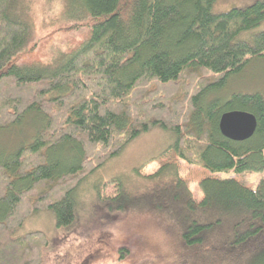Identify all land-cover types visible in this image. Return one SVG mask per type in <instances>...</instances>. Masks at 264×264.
I'll use <instances>...</instances> for the list:
<instances>
[{
    "label": "trees",
    "instance_id": "obj_1",
    "mask_svg": "<svg viewBox=\"0 0 264 264\" xmlns=\"http://www.w3.org/2000/svg\"><path fill=\"white\" fill-rule=\"evenodd\" d=\"M57 1L67 28L84 39L50 66L17 61L34 38L30 0H0V131L34 123L24 145L0 153V264H45L74 231L80 182L155 126L174 134L168 150L186 163L263 176L254 189L203 178L199 201L173 162L142 175L140 188L114 179L98 213L129 212L145 223L139 240L118 248L119 259L140 243V262L264 264V97L217 96L264 56V29L240 37L264 21V0L220 13L211 10L216 0ZM230 110L254 116L251 137L220 133V115ZM40 210L54 214L56 235L17 236Z\"/></svg>",
    "mask_w": 264,
    "mask_h": 264
},
{
    "label": "rangeland",
    "instance_id": "obj_2",
    "mask_svg": "<svg viewBox=\"0 0 264 264\" xmlns=\"http://www.w3.org/2000/svg\"><path fill=\"white\" fill-rule=\"evenodd\" d=\"M255 1L257 0H216L211 10L214 13L225 12L234 7H245ZM18 2L24 4V0ZM28 10L34 22V38L17 61L51 66L57 62L61 53H67L84 39L83 31L67 28L63 18V6L57 0H30ZM262 29L264 21L251 31L242 33L240 37L247 38ZM255 92L264 97V56L252 58L241 72L230 76L217 96L227 98L233 93ZM29 120L30 118L26 119ZM15 126L7 133L0 131V153L4 157L25 144L24 140L28 138L34 123H24L17 128ZM174 137L169 130L155 126L150 131L139 134L117 156L85 177L75 192L74 231L50 251L45 264H153L148 260L140 262L135 257L140 243L135 247L131 246L125 258L119 259L118 248L128 244L127 241L137 234L141 236L143 232L139 226L145 223L140 216L129 212L116 215L98 213L100 210L96 205L97 199L114 195V179H125L124 183L128 188H140L145 183L142 175L153 172L165 161L173 162L176 173L187 182L194 199L199 201L202 196L199 181L203 178H235L254 189L263 176V172H210L203 167L186 163L172 149L168 150ZM31 139L32 137L29 141ZM64 156L67 157L68 154ZM135 169L139 170V174H135ZM30 231H42L49 238L56 235L54 214L46 210L36 211L26 218L17 229L16 235ZM139 238L136 236V240Z\"/></svg>",
    "mask_w": 264,
    "mask_h": 264
},
{
    "label": "water",
    "instance_id": "obj_3",
    "mask_svg": "<svg viewBox=\"0 0 264 264\" xmlns=\"http://www.w3.org/2000/svg\"><path fill=\"white\" fill-rule=\"evenodd\" d=\"M218 128L224 137L234 141H243L253 135L256 119L248 112L230 110L220 115Z\"/></svg>",
    "mask_w": 264,
    "mask_h": 264
}]
</instances>
